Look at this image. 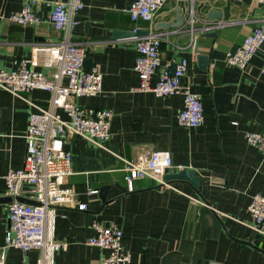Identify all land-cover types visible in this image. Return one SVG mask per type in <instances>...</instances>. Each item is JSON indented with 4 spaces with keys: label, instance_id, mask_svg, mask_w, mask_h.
<instances>
[{
    "label": "crops",
    "instance_id": "1",
    "mask_svg": "<svg viewBox=\"0 0 264 264\" xmlns=\"http://www.w3.org/2000/svg\"><path fill=\"white\" fill-rule=\"evenodd\" d=\"M30 1L37 3L41 23L24 27L0 21V67L9 69L16 60L34 58L36 70L49 75L52 70L44 67L41 50L64 38L47 21L49 7L58 0H0V13L17 12ZM132 1L83 0L75 17L78 24L70 31L69 41L85 44L90 66L102 74L101 93L75 103L111 110L113 118L107 151L80 138H70L65 146L72 154V174L63 187L87 210L57 209L55 239L67 246L57 253L55 264H99L107 252L86 244L95 234L94 224L121 230L122 249L131 255V264H264V238L251 228L248 212L251 197L264 195V154L244 140L246 133H259L264 126V45L244 70L227 65L222 57L206 74L194 72L197 55L234 51L264 9L253 0H169L148 25L130 21L126 9ZM209 10L222 13V20L214 22L236 23L201 33ZM191 12L197 21L193 34L186 25ZM134 28L164 35L161 66L188 59L183 85L200 97V127L188 130L178 124L181 96L156 97L135 90L139 81L133 69L134 42L112 38L115 31ZM156 80L154 76L151 84ZM26 100L47 108L50 94L33 90L16 96L0 88V198L8 197L7 172L23 166L30 112ZM153 151L170 154L173 168L167 174L194 172L197 190L184 182L164 186L145 179L134 181L128 192L124 161H137ZM105 187L102 203L98 195ZM93 191L97 193L91 195ZM21 198L32 201L30 194ZM7 205L0 203L4 264H36L37 251L5 248Z\"/></svg>",
    "mask_w": 264,
    "mask_h": 264
},
{
    "label": "built area",
    "instance_id": "2",
    "mask_svg": "<svg viewBox=\"0 0 264 264\" xmlns=\"http://www.w3.org/2000/svg\"><path fill=\"white\" fill-rule=\"evenodd\" d=\"M169 0H133L126 13L132 23H152L156 14ZM264 9V0H253ZM83 0H58L47 12V21L64 38L41 51L46 56L44 67L51 69L49 75L36 70L34 58H22L12 63L9 69L0 67V88L16 96L33 90L50 94L49 106L39 107L26 100L30 108L24 136L25 153L21 169L9 170L4 177L6 194L23 197L30 194L37 205H28L13 200L7 205L8 227L5 232V248L22 252L37 251L36 264H55L57 253L67 244L55 239L57 209L62 206L87 210L86 204H76L72 191L63 187L64 180L71 176L72 154L65 149L70 138H80L96 148L106 150L111 138V110L82 107L75 103L81 97H95L102 91V74L97 67L83 66L86 58L85 44L69 41L70 31L77 26L75 17L83 9ZM37 3L26 2L17 11L4 15L6 20L19 26H35L41 23ZM197 23L192 12L187 20V32L193 34ZM236 22H205L201 33H212ZM255 27L242 43L226 53L225 62L231 67L244 70L255 54L264 45V16L253 20ZM134 28L131 32L136 33ZM134 42V72L138 77L139 92H149L156 97L181 96L183 108L178 114V124L193 130L203 124V105L200 97L183 85L189 61L180 57L173 75L168 65L161 66V45L164 35L148 31L146 35L130 38ZM264 74V70L262 71ZM157 76L155 83L151 80ZM246 144L264 154V126L259 133L248 132ZM173 168L171 156L165 151H153L137 161H124V184L133 191L134 181L149 180L156 185H166L163 177ZM97 191L90 192L95 195ZM251 228L264 238V195L255 194L248 206ZM94 236L86 244L107 252L99 264H131V255L122 249V232L119 228H103L93 225ZM4 253L0 264H4Z\"/></svg>",
    "mask_w": 264,
    "mask_h": 264
},
{
    "label": "water",
    "instance_id": "3",
    "mask_svg": "<svg viewBox=\"0 0 264 264\" xmlns=\"http://www.w3.org/2000/svg\"><path fill=\"white\" fill-rule=\"evenodd\" d=\"M213 2V0H210L209 3ZM222 20V13L216 10H209L206 15V21L208 22H214V21H221ZM148 32H141L137 31L135 34L128 31H115L113 32V39H122V38H132L135 36H143L146 35ZM224 53H220L216 50H211L209 54L206 55H197L195 58V65H194V72L196 74H206L208 71V68L211 64L214 63L215 60H220L222 57L225 58ZM83 66L88 69L90 67V60L85 58L83 61ZM176 64L171 65L168 70L170 72V75H173L175 71ZM163 181L165 184L170 183H176V182H184L190 185L194 190H197L198 188V177L195 175L194 172L188 170V169H182L176 174H166L163 177ZM108 188H102L99 191V198L102 201V203H105L106 195H107ZM13 200H16L23 204L28 205H37L35 202L21 198V197H4L0 198V203H11ZM237 241V240H234ZM244 243V242H241ZM249 245V243H246Z\"/></svg>",
    "mask_w": 264,
    "mask_h": 264
}]
</instances>
